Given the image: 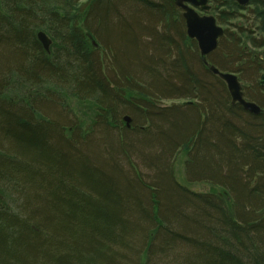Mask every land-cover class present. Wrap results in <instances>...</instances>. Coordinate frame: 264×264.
I'll return each instance as SVG.
<instances>
[{"label": "trees", "instance_id": "obj_1", "mask_svg": "<svg viewBox=\"0 0 264 264\" xmlns=\"http://www.w3.org/2000/svg\"><path fill=\"white\" fill-rule=\"evenodd\" d=\"M175 17L173 0H0V264H264V115L230 105ZM232 39L213 63L264 73L247 61L264 40ZM178 156L211 192L178 182Z\"/></svg>", "mask_w": 264, "mask_h": 264}, {"label": "bare ground", "instance_id": "obj_2", "mask_svg": "<svg viewBox=\"0 0 264 264\" xmlns=\"http://www.w3.org/2000/svg\"><path fill=\"white\" fill-rule=\"evenodd\" d=\"M236 6H234L235 10H237L240 14V16L244 19V21H242L243 19H234L232 22L231 21H226V20H219V15L221 10H217L218 6L220 4L223 5H228L229 4V0H208L207 5H205V8H203V5H198V6H194L192 3L189 2H185L184 4L191 8L194 9L201 17L204 16H210V17H214L215 21H216V26L218 27V29H220L222 31V34L217 38V49L215 51H213L212 53L208 54V55H202L200 47H199V43L197 41L196 38H191L188 34V26H187V19L184 18V14L186 13V11L182 8V3L180 2V0H173V4H174V12L176 13V17H175V22L177 23H181L180 21H184V26H185V31H186V37L190 42H194L196 45V49L199 53L198 58L202 61V66L204 68L205 71L210 72L211 74H213L211 72L212 68H217L221 73H232V72H225L222 71L218 68L217 65H215L212 61V57L211 55L214 54L219 47H223L226 41L224 40V38L227 36L228 33H231V36L234 38L232 39L234 42L231 41V43H235L238 41V43L240 44L241 49L249 46L251 43L253 42H257L258 44L260 42H262L261 40H264V27H262L261 22L264 21V11H259L258 6H256V4L254 3L255 0H234ZM130 6L132 7H136L135 3H131ZM261 9V8H260ZM263 19V20H262ZM246 28V27H250L251 31L253 32V36L250 35H243L239 33L238 28ZM40 32H44L43 30H41ZM38 32V34L40 33ZM90 38L94 40L95 43H97V41L92 37V35H90ZM264 43V42H263ZM97 45H99V43H97ZM104 46V45H103ZM261 48H255V50H261ZM264 49H262V52ZM240 51V50H239ZM242 53V51H240ZM194 53V52H192ZM247 61L249 64H255L256 66H258L257 70H264L263 65H264V61L260 60L257 58V52H255L253 49L251 51V57L247 56ZM261 62H263L262 65ZM235 74V73H232ZM216 78H219L223 83H224V87L227 91V93L229 94L230 98H229V102L231 106H240L245 112L252 114L251 112L247 111L244 109L243 106H241L240 104H233L229 89H228V85L227 83L222 80L218 75L213 74ZM237 75V74H236ZM264 75V73H260V74H255V78L254 79H250L248 78L246 75L242 76L244 80H240V78L238 79L239 82L242 85V89H243V99L246 103L249 104H254L256 106H258L259 108H261L262 113L259 115H255L252 114L254 116H260V115H264V108L261 107L257 102H255L253 100L254 99H262V97H264V85H261L260 82L262 81V76ZM250 96V97H249ZM74 102V101H72ZM77 107L80 106L81 108V112H79L78 110L74 112V115L79 116L81 115V113H83L87 107V104H84L83 102L81 103H77L76 105ZM76 107V109H77ZM75 109V110H76ZM80 117V116H79ZM125 117V122L126 119H130L131 122V118L129 116H124ZM202 125V124H201Z\"/></svg>", "mask_w": 264, "mask_h": 264}, {"label": "water", "instance_id": "obj_3", "mask_svg": "<svg viewBox=\"0 0 264 264\" xmlns=\"http://www.w3.org/2000/svg\"><path fill=\"white\" fill-rule=\"evenodd\" d=\"M180 2L182 3V8L186 11L184 18L187 19L188 34L191 38L197 39L202 55H208L215 51L218 46L217 38L222 34V31L216 26L215 18L210 16L201 17L196 12L197 10L195 11L184 4L185 2H189L194 6L203 5V8H205L208 0H180ZM38 40L44 50L50 53L52 46L51 38L45 32H40L38 34ZM211 72L218 75L227 83L233 104L238 103L243 106L245 110L255 115L262 113L261 108L244 101L242 85L236 74L221 73L217 68H212ZM260 84L264 85V75L262 76ZM126 122L130 123V119H126Z\"/></svg>", "mask_w": 264, "mask_h": 264}, {"label": "rangeland", "instance_id": "obj_4", "mask_svg": "<svg viewBox=\"0 0 264 264\" xmlns=\"http://www.w3.org/2000/svg\"><path fill=\"white\" fill-rule=\"evenodd\" d=\"M242 21H244V19L242 20ZM160 104H163V105H169V102H162V103H160ZM77 105V102L74 100V102H70V106L71 107H74V109H76V106ZM54 106H52V108H51V110H52V112L54 111V115L56 116L57 114H58V117H62V114H64V116H66L67 117V121H69V120H71L72 122H74V120L76 119L75 118V116L74 115H72L71 113H68L67 112V110H65V109H60L59 110V112L61 111V113H59L58 112V110H55V108H53ZM79 111V112H81V108H80V106H78L77 107V109L75 110V111ZM85 111H86V109H85ZM84 111V112H85ZM88 111H90V110H88ZM87 111V112H88ZM84 112L83 113H81V115H79L80 116V118L81 119H83L84 118V116H85V120L87 121V125L86 126H84V127H80V128H82V131H84V132H88V135L87 136H89L88 137V139H90L91 140V138L92 137H94V136H97V134H99V132H98V129H97V125H93L92 126V124L90 123V120H89V118H88V116L87 115H85L84 114ZM90 113V112H89ZM84 115V116H83ZM79 116H77L76 115V117L79 119ZM90 117V116H89ZM93 131V132H92ZM80 133H81V131H80ZM97 138H98V136H97ZM91 145H93L94 144V140H91L90 142H89ZM93 146H95V145H93ZM95 148V151L96 152H98V147H94ZM93 148V149H94ZM132 157V159H133V161L136 163V164H138L139 165V167L141 168V170H142V172L146 175V177L147 178H149V176H150V174H151V172H150V170H148L147 168H145V165L143 164V161H142V159H140L139 157H138V155H136V154H133V155H131ZM97 160H100V156H99V154H97ZM176 159V160H175ZM172 160H175V165H174V171H175V177H176V179L178 180V182L181 184V185H183V186H185V187H187V188H189V190L190 191H192V192H195V193H209V192H211V189L213 188L211 185H209V184H207V183H201V182H199V181H195L194 179H191L188 175H187V172H186V166H185V160H186V158L185 157H183V158H179V156L177 157V158H175V157H171V159H170V163H173V161ZM118 162H120V166L122 167V170H123V174L125 173V172H127V168H128V166H127V164L125 163V161L124 160H121V159H118ZM100 163H101V165L102 166H106V167H109L110 168V165L109 164H107L106 162H103V161H101L100 160ZM173 169V168H172ZM120 177V176H119ZM121 178V177H120ZM214 188H216V187H214ZM169 198L168 199H173V196H168ZM165 208H166V210H169L170 208H169V206H165ZM173 209V208H172ZM169 210V213H172V211L173 210ZM154 249H155V247H154ZM172 261V260H171ZM152 264H159V263H157L156 261H155V259L153 260V263Z\"/></svg>", "mask_w": 264, "mask_h": 264}]
</instances>
